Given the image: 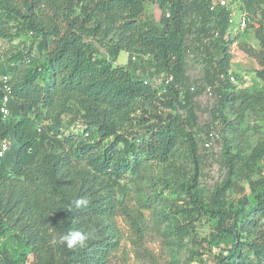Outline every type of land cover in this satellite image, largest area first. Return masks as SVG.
Instances as JSON below:
<instances>
[{"label":"trees","instance_id":"obj_1","mask_svg":"<svg viewBox=\"0 0 264 264\" xmlns=\"http://www.w3.org/2000/svg\"><path fill=\"white\" fill-rule=\"evenodd\" d=\"M232 1H240L250 16L259 42L257 74L264 81V22H251L264 16V0ZM148 4L157 5V19L145 20ZM209 16L201 0H0V40H36L16 54L0 55V144H9L0 158V240L7 230L15 232L7 239L9 248L0 242V264H25L29 252L35 264H109L117 245L98 221L113 222L118 195L128 191L124 180L138 177L150 163L169 162L182 146L197 168L192 183L183 186L179 211L185 223L178 233L193 234L205 220L213 225L215 241L232 238L217 264H264V179L257 182L262 190L253 204L244 197L228 205L237 155L223 144L225 178L211 191L201 186L195 129L204 88L190 90L185 62L194 44L205 51L204 80L216 97L204 111L226 125L225 109L236 116L251 112L264 128V86L251 93L236 90L228 77V13L220 9L210 26ZM97 38L111 60L97 57ZM122 52L129 55L125 66L115 64ZM162 74L173 75V81L156 84ZM4 76L11 77L9 93ZM6 95L8 116L2 111ZM136 105L143 129L122 133L113 118ZM59 109L73 118L53 117ZM251 158L264 161V143ZM81 197L89 205L77 209L74 201ZM70 229H90L94 238L70 250L59 242Z\"/></svg>","mask_w":264,"mask_h":264},{"label":"rangeland","instance_id":"obj_2","mask_svg":"<svg viewBox=\"0 0 264 264\" xmlns=\"http://www.w3.org/2000/svg\"><path fill=\"white\" fill-rule=\"evenodd\" d=\"M157 5L148 4L144 18L146 21L159 17ZM260 13V12H259ZM252 25L259 26L264 22V16L259 14ZM231 46V68L238 77L237 91L255 92L264 86V81L258 76L262 67L255 58L259 50V42L252 27L246 28L233 37ZM95 41L99 59L108 58L107 46ZM35 38L23 35L13 42L0 40V55H13L33 46ZM111 60V58H108ZM37 64L42 60L36 59ZM128 56L120 54L116 65L125 66ZM152 66V65H151ZM149 71H153L150 67ZM204 95L197 98L202 108L198 112L199 125L195 129L200 158V181L206 191H211L224 178L220 165L219 153L224 144L231 156H236L230 188L226 192L227 204L237 203L244 197H249L254 203L255 192L262 189L257 182L264 179V161L252 160L254 149L264 143V128L262 122L251 112L238 116L230 108L224 114L227 125L213 121L204 111ZM141 105L131 110L119 113L113 122L122 133L139 134L142 125L138 122ZM53 117L73 118L63 114L59 109L52 113ZM210 132H215L220 138L213 142L211 150L205 148V141ZM223 136L226 141L224 142ZM112 139L104 142L105 145ZM197 163L187 146H182L175 156L167 163H150L138 177L123 181L128 185V191L120 194V207L113 222L99 220L100 227L108 239L117 245V249L109 258V264H217V257L225 253L232 244V238L225 237L215 241L212 236L213 225L205 220L196 225V232L189 235L178 233L180 225L185 220L179 209L184 205L185 194L183 186L192 183L196 174ZM224 176V177H223ZM257 220V218H255ZM97 230V229H94ZM15 232L7 230L0 242L9 248L8 237ZM55 252L57 241L52 244ZM18 246L15 240V247ZM12 253L11 251H9ZM25 264H35L32 252L27 253Z\"/></svg>","mask_w":264,"mask_h":264},{"label":"built area","instance_id":"obj_3","mask_svg":"<svg viewBox=\"0 0 264 264\" xmlns=\"http://www.w3.org/2000/svg\"><path fill=\"white\" fill-rule=\"evenodd\" d=\"M208 4V11H209V18L207 21V25H214L217 20L218 11L220 9H224L228 13V39L230 42L234 39V35L243 32L246 28L249 27L250 24V16L248 12L245 10L243 4L240 1H232V0H201ZM168 18L170 17V13L166 15ZM229 53L232 55L231 46L232 44L229 43ZM205 51L203 47H200L199 44H194L191 50L188 51L186 57V76L188 77V87L192 92H195L198 87L204 88V98H205V108H212L215 103L216 97L214 94L213 86L209 85L204 80V73L206 71L207 64L205 63ZM137 56H133L132 60L136 61ZM229 80L237 85V77L233 72L232 68L228 71ZM11 77L4 76L2 77V81L4 83L6 93L11 91V84H10ZM173 81V75L167 76L162 74L160 76H156L154 78V82L156 84H169ZM9 101V96L6 95L3 99V114L4 116L9 115V110L7 108V103ZM204 108V109H205ZM209 114V113H208ZM216 138H220L216 135L215 132H210L208 135V139L205 141V148L211 150L213 147V142ZM9 149V144L7 142H2L0 144V158H2L5 153ZM220 148V152H221ZM220 155V153H219ZM219 157V156H218ZM224 176H226V170L222 169ZM223 176V177H224ZM225 178V177H224ZM222 178V180L224 179Z\"/></svg>","mask_w":264,"mask_h":264},{"label":"clouds","instance_id":"obj_4","mask_svg":"<svg viewBox=\"0 0 264 264\" xmlns=\"http://www.w3.org/2000/svg\"><path fill=\"white\" fill-rule=\"evenodd\" d=\"M89 200L86 197L78 198L74 201V206L77 209L87 208ZM94 238L92 230L70 229L67 233L59 238V242L65 245L68 249L83 248L87 243Z\"/></svg>","mask_w":264,"mask_h":264},{"label":"crops","instance_id":"obj_5","mask_svg":"<svg viewBox=\"0 0 264 264\" xmlns=\"http://www.w3.org/2000/svg\"><path fill=\"white\" fill-rule=\"evenodd\" d=\"M126 53V52H125ZM127 54V56H128V58H129V55H128V53H126ZM118 60H120V55H119V57H118Z\"/></svg>","mask_w":264,"mask_h":264}]
</instances>
